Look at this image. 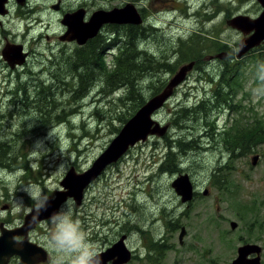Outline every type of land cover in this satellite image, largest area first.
Masks as SVG:
<instances>
[{
  "label": "flooded vegetation",
  "instance_id": "flooded-vegetation-1",
  "mask_svg": "<svg viewBox=\"0 0 264 264\" xmlns=\"http://www.w3.org/2000/svg\"><path fill=\"white\" fill-rule=\"evenodd\" d=\"M128 2L136 8L141 19L139 23H105L94 37L79 45L76 40H62L60 37L67 27L61 24V29L52 31L50 24L47 26L42 19V15L51 12L63 16L85 9V20H88L94 11L92 9H95L89 6L88 0H0V99L3 103V112H0V140H8L9 137L23 139L22 132L15 129L19 125L47 126L55 123L57 109L60 111L71 109V104L66 101L58 105L53 102L26 104L23 101L26 99L23 98L24 94L36 91L42 86L58 85L60 91L58 94L62 95L60 100H66V95H69L73 88L83 87L94 91V97H100L101 100L106 98L100 103L109 107L111 112L109 118L113 122L115 115L112 106L117 102L110 96L105 97L103 92H114L118 89L119 87H114L120 77L128 78V88L146 95L148 99L161 93L180 68L191 63L192 68L186 73L185 80L174 88L171 97L155 114L157 116L162 111L170 110L171 117L160 120L161 125L166 127L165 133L150 138L156 139L155 149L160 154L158 169L163 174L170 173L172 176L189 174L192 180L194 193L186 202L172 186L179 198L178 206L182 207L179 209V216L187 217V220L182 222L178 217L175 218L176 220L168 219L167 216L171 212L165 205L161 208L160 217L163 224L158 226L157 230H152L145 223V219L135 218L134 212L137 207L135 196L125 198L122 195L120 201L111 206L108 204L110 194L98 189V185L107 181L111 171L142 142L131 148L117 162L109 165L96 180L91 182L84 189L80 202L70 196L65 200L71 201L73 217L80 222L89 240L94 243L100 264H177L173 263L174 260L168 263L166 261L169 246L164 242L165 236L169 230L174 229L178 232L185 227L187 233L183 243H180V232H178L179 243L182 246L185 244L186 250H196V246L187 241L192 234L190 228L194 225L193 221L200 213V210L194 213L193 211L205 206L201 198L208 196L210 188L217 186L216 181H213L214 171L224 165L226 172H230L224 187L225 195L228 196L226 207L234 211L238 210L239 221L243 222L242 229L249 222L248 219L253 217L251 224H255L261 233L264 231V216L261 215L260 210L264 205V199H260L258 195L250 202L242 200L244 178L241 173L237 174L239 181L232 177L231 173L234 169V160L239 159L243 161L242 163H246V132L236 127L234 136L239 139L240 145L231 153L230 144L225 137L226 132L233 129L234 124L231 126L225 124L224 130H220L213 113L215 111L220 113L224 109L237 113L236 111L241 112L245 108L242 103L233 102V95H237L239 90L245 88V82H240V78H243L248 66L264 83V38L244 55L239 56L241 42L254 35L255 30L247 26L241 30L229 24V21L238 15L248 19L258 18L264 12V4L261 0H129ZM125 3L120 2L112 7L108 5L106 8L98 9L122 7ZM183 19L190 21L191 25L180 28L179 26L184 23L178 20ZM20 44L27 53L25 61L11 63L12 59L7 54V57L4 56V49L7 46L17 47L16 45ZM95 50L96 56H93ZM78 53L83 54L80 64H72L71 59ZM133 60L136 62H132ZM119 64L122 66L121 69ZM72 68L80 69L81 73L79 74V71L72 73ZM83 68L89 70L83 73ZM88 78H92L93 81L88 83ZM238 79L239 83L235 82ZM216 93L227 95L217 106L213 103ZM181 94H200V97L195 98L193 102L179 101L177 96ZM205 101H209L208 105L204 104ZM131 105V101L124 104V106ZM173 105L174 107L171 108ZM199 107H206L201 113L205 136L211 142L218 140L223 143L228 157L226 164L218 160L217 164L210 168L211 173L206 180L210 182L204 186H200L199 179L191 171L194 164L193 156L200 153L199 147L202 148L201 145H197L199 132L195 125L186 124L187 120L194 121L196 118L194 115L191 116L188 110ZM7 108L15 110V117H8ZM77 111L75 109L71 113ZM23 112L26 113L25 118ZM71 113L68 112L67 116ZM10 114L12 115L13 111ZM71 138L76 141L75 135ZM213 144H218V148L222 146L219 143ZM107 145L84 165L79 160L69 162L55 183L49 184L42 178L34 177L38 173L41 174V171L38 168V173H32L36 168L29 167L19 177L14 193H8L5 188L0 189V202H2L0 203V239L7 243L2 249L0 264H56V254L52 252L48 243L52 230L48 217L58 211L65 200L53 207L49 213L40 211L37 216L38 209L28 191L30 184L36 196H39L41 190L49 200L55 198L58 193L64 195L66 190L61 180L66 172L71 167H75L78 173L87 170ZM122 202L125 203L124 208L120 206ZM96 207H102V211H98ZM111 208L117 211L122 208L130 215L118 218ZM31 212L35 218L26 220V216ZM206 217L211 220L207 224L216 222L213 216L203 211L200 218ZM233 221L235 220L228 219L230 226ZM236 234L237 245L234 246L229 241L227 248L236 247L237 255L240 245L258 244L262 247L261 264H264V239H259V234L255 238L239 232ZM122 238H124L123 261L118 256H123L122 253L112 251V246ZM29 249H32L31 257L27 253ZM126 257L128 259L124 261ZM235 258L236 256L229 262Z\"/></svg>",
  "mask_w": 264,
  "mask_h": 264
},
{
  "label": "rangeland",
  "instance_id": "rangeland-1",
  "mask_svg": "<svg viewBox=\"0 0 264 264\" xmlns=\"http://www.w3.org/2000/svg\"><path fill=\"white\" fill-rule=\"evenodd\" d=\"M128 1L129 0H88V4L90 7L98 9L100 7L106 8L108 5L112 7L117 3ZM61 18V15L51 12L42 15V19L47 26L50 24V30L52 31L61 29ZM178 21L184 23V25L179 26L180 28L189 26V24L191 25V22L185 19ZM88 70V68H83L82 72L84 73V71ZM235 82L239 83V79ZM240 82H245V88L239 90L237 95H233V102L242 103L245 108L242 109L241 112L239 110L236 111L237 113H233L227 109L220 110V113L215 111V113H213V115H215L214 119L217 120L220 130H224L225 124L227 126L234 124L231 130L235 131L239 123L246 127L248 123H252L255 119H260L264 124V83L259 80L257 73L254 72L250 66H248L244 72L243 78H240ZM35 94L36 91H31L30 93L24 94L23 98H25L26 95L34 97ZM198 97H200V94H181L177 96L179 101L189 100L190 102H193L194 99ZM105 100H101L100 97H91L89 99V104L79 106L81 112H76V114H80V116L77 119L76 126L73 128L69 126L68 122H64L50 128L44 135H37L36 137L34 136L35 133H28L26 131L25 139L17 141L18 144L23 151L29 152L28 158L30 162L33 161L34 158L42 159L40 162L42 165L40 163H34L41 171V174H39L38 168L33 170L32 173H38L34 175V177L38 179L42 178L44 182L49 184L55 183L61 177L69 162L79 160V162L84 165L87 160L94 157L110 142L114 136L110 131L111 126L108 125L107 121H96V117L91 115L93 111L92 108L95 104ZM2 105L3 103L0 99V112H3ZM173 107L174 105L171 108ZM12 111L13 114L11 115L10 112ZM6 112L9 118L11 116L15 117L14 109L9 110L7 108ZM169 113L170 110L162 111L158 113L155 118L160 121L163 118L171 117ZM23 116V118H25V112H23ZM82 119L88 123L84 124ZM82 123L85 126L84 128H82ZM187 123L195 125L199 132L197 145H201L202 148L199 147L200 153L193 156L194 164L191 171L194 176L199 179L200 186H204L210 182L206 181L211 173L210 168L216 165L218 160L222 164L228 162L227 153L225 152L226 150L223 143L218 142V140L211 142L207 139L205 131L202 128L204 121L187 120L186 124ZM72 135H75L76 141L71 138ZM155 141L156 139L152 138L147 140L146 143L142 142L139 144L140 146L132 149L128 157L120 163L118 167L111 171L107 181L98 185L99 190L110 194L108 197V204L111 206L118 203L122 195H124L125 198L135 196L137 198V207L134 216L137 220L141 218L145 219V223L151 227L152 230H157V227L163 224V220H161L160 217L161 208L165 207V205L171 212L167 216L168 219L173 220L178 217L182 222L187 220V217L181 218L179 216V209L182 207L178 206L179 198L172 188V181L176 176H172L170 173L163 174L158 169L160 154L158 150L156 151L155 149ZM213 143H219L222 146L218 148V144L214 145ZM156 145H158V142ZM253 150V152L247 155L246 163H242L243 161L238 159L234 160L233 166L231 162V165L234 167V169L231 170L232 177L239 180L237 174L241 173L244 178L242 181L243 192L241 196L242 200L244 199L247 202H250L258 195L260 199H264V139L262 141H257ZM255 154H258L259 158L257 164L253 165L252 156ZM44 167H46V169H44ZM22 174L23 173L19 172L18 169L14 171L6 169L1 170L0 189L7 187L11 193H14L19 183V177ZM229 176L230 172H225L224 183L210 188V194L201 198L205 206H200L193 211L194 213L200 210V213L198 218L193 221L194 225L190 228L192 234L186 239L189 244L193 243L196 246V250H186L187 246H185V244L182 246L179 243L178 232L180 231L175 232L173 229L167 232L164 242L168 246L172 245L168 248L167 263L174 260L173 263L177 264H214L212 263L214 261L219 264H227L236 256V247L229 249L227 248V244L230 241L234 246L237 245V232L253 238L259 234L260 237L258 238L264 239V231L259 233V228H257L255 224H251L253 217L248 219L249 222L242 229L243 222L240 223L239 221V215L237 214L238 210L234 211L226 207L228 205L226 200L228 196L225 195L224 187ZM120 206L124 208L125 203L122 202ZM95 209L102 211V207H96ZM112 209L113 208H111V210ZM171 210L174 211L172 212ZM203 211L205 214L213 216L216 222L207 224L211 220L207 217L204 219L200 218ZM114 213L118 218L123 215H130V213H127L122 208L118 211L114 210ZM260 213L264 216V205ZM228 219L238 222L239 226L236 230L231 229ZM171 227L173 228L174 225H171ZM228 236L230 237L229 239Z\"/></svg>",
  "mask_w": 264,
  "mask_h": 264
},
{
  "label": "water",
  "instance_id": "water-1",
  "mask_svg": "<svg viewBox=\"0 0 264 264\" xmlns=\"http://www.w3.org/2000/svg\"><path fill=\"white\" fill-rule=\"evenodd\" d=\"M261 2L264 4V0H261ZM85 16V9H79L73 13L65 14L61 22L67 26V30L60 38L62 40H77L78 44L82 45L89 38L94 37L105 23H139L141 21L137 10L132 3H127L123 7H115L111 10H96L88 20H85ZM229 24L241 30L245 29L246 26L255 30L254 35L241 42L239 56L244 55L251 47L259 44L264 38V12L256 19H248L243 15L235 16L229 21ZM16 46L17 47L7 46L4 49V56L7 57V54L8 57L12 59L10 61L11 63H23L27 53L23 51V45L20 44ZM191 68V63L183 65L177 74L170 80L168 86L161 93L150 98L122 126L120 131L111 140L109 146L94 160L89 169L82 173H77L75 168L72 167L61 181L66 190L64 195H57V199L54 198L49 200L47 202L46 210H43V213H49L53 207L60 205L68 196L73 197L77 202H80L84 189L92 181L97 179L108 165L117 162L131 146L136 145L139 141H146L149 135H163L165 133V128L161 126L159 121L153 118V114L163 105L166 99L172 95L174 87L185 79L186 73L191 70ZM258 158V154L252 157L253 165L257 164ZM172 185L176 192L182 196L184 202L192 198L194 193L193 183L189 174L179 175L174 179ZM205 193H207V191H205ZM237 226L238 223L236 221L231 223L232 229L237 228ZM186 233L187 230L183 227L179 235L180 243H183ZM123 242L124 238L117 242L115 246H113L114 248L112 247V251L119 252V250H122L124 248ZM1 243L3 244L1 245ZM0 245L1 256L2 249L7 246V243L0 239ZM31 253V251L28 253L29 257H31ZM261 253L262 247L260 245L255 243H245L239 246L237 257L228 264H261ZM118 256L120 260L123 261L124 256ZM127 259L128 258L126 257L124 261Z\"/></svg>",
  "mask_w": 264,
  "mask_h": 264
},
{
  "label": "trees",
  "instance_id": "trees-1",
  "mask_svg": "<svg viewBox=\"0 0 264 264\" xmlns=\"http://www.w3.org/2000/svg\"><path fill=\"white\" fill-rule=\"evenodd\" d=\"M80 48V47H78ZM81 55L78 53L76 56H74L71 59L72 64H80ZM93 56H96V50ZM121 64H119V68L121 69ZM75 71H79V74L81 73L80 69L72 68V73ZM114 78V77H110ZM92 78H88L87 82H92ZM128 78L120 77L119 81L115 85L114 88L117 87H124L125 91H122V93L117 96V103L114 104L113 112L115 115V118L113 122L109 118V114L111 113L108 111V109L104 107H97L95 111V115L97 116L98 120H104L108 122V125L111 126V133H117L122 125L145 103L147 96L138 92V91H132L128 88ZM60 91L58 90V85L55 87L46 85L42 86L39 89L36 90V94L34 97H29L26 95V99L24 102L26 104H35V103H44V102H53L56 105L61 104L63 102H67L70 104H73L74 102H77L81 105L82 99L88 94L89 90L83 89V87L75 89L73 88V91L69 94L68 98L66 100H60L61 96L58 94ZM113 93V91H106L103 92V95L109 96ZM215 98L213 99V103L217 106V104L223 102V99L225 96L223 93H216L214 94ZM83 100H87L84 98ZM131 101V106H124L125 103ZM209 101H205L204 104L208 105ZM207 107V106H206ZM196 108L188 110V112L194 113H202L204 112L205 108ZM73 108L70 110H56V116H55V123L49 124L48 126H36V125H26L20 127V131L22 132L23 137H25L26 131L28 133H36L44 135L47 133V131L57 124L61 122L70 121V118H68L67 113L71 112ZM186 112V111H185ZM60 115V116H59ZM58 120V122H57ZM116 123V124H115ZM70 126H72V123H70ZM238 128H242L246 132V154L249 155L251 152H253V147L257 144V141H261L264 139V124L260 119L253 120L252 123H248L246 127L242 126L241 123L237 126ZM226 140L230 144V150L231 153H233L236 149V146L240 145L239 139H236L234 136V131L230 130L226 132ZM17 141H21L19 138L14 139H8V140H0V170H3L2 168H5L6 170H16L18 168H29V158L27 151H23L20 145ZM174 163V160L171 162ZM216 171L214 172V181H216L217 186L220 184L222 185L224 183V176L226 172L225 167L216 168ZM225 189V188H224ZM214 261V260H213ZM214 264H219L217 262H212ZM200 264V263H199ZM202 264V263H201Z\"/></svg>",
  "mask_w": 264,
  "mask_h": 264
},
{
  "label": "clouds",
  "instance_id": "clouds-1",
  "mask_svg": "<svg viewBox=\"0 0 264 264\" xmlns=\"http://www.w3.org/2000/svg\"><path fill=\"white\" fill-rule=\"evenodd\" d=\"M39 212L46 210L48 197L43 190L39 196L34 194L32 185L28 189ZM52 230L48 243L56 254V264H100L95 245L89 240L80 222L73 217L72 204L65 200L61 208L48 217Z\"/></svg>",
  "mask_w": 264,
  "mask_h": 264
},
{
  "label": "bare ground",
  "instance_id": "bare-ground-1",
  "mask_svg": "<svg viewBox=\"0 0 264 264\" xmlns=\"http://www.w3.org/2000/svg\"><path fill=\"white\" fill-rule=\"evenodd\" d=\"M148 38V37H147ZM140 41V40H139ZM135 51V50H134ZM138 52V51H137ZM167 52V51H166ZM166 52H164V53H166ZM137 54V53H136ZM132 58V57H131ZM136 59V58H135ZM151 59H152V57H151ZM135 60H133L132 62H134ZM136 62V61H135ZM140 64V63H139ZM159 64V63H158ZM150 65V64H149ZM137 66V65H136ZM139 66V65H138ZM140 69V68H139ZM162 69V68H161ZM141 70V69H140ZM143 73V72H142ZM60 116V115H59ZM183 119H185V118H183ZM57 122H58V120H57ZM51 125V124H50ZM48 126V125H47ZM175 151V150H174Z\"/></svg>",
  "mask_w": 264,
  "mask_h": 264
}]
</instances>
